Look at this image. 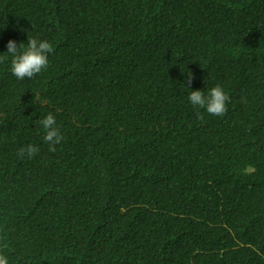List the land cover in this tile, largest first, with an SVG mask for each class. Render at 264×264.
Listing matches in <instances>:
<instances>
[{"label":"trees","instance_id":"obj_1","mask_svg":"<svg viewBox=\"0 0 264 264\" xmlns=\"http://www.w3.org/2000/svg\"><path fill=\"white\" fill-rule=\"evenodd\" d=\"M32 38L53 52L18 80ZM216 86L222 117L188 100ZM0 255L264 264V0H0Z\"/></svg>","mask_w":264,"mask_h":264},{"label":"clouds","instance_id":"obj_2","mask_svg":"<svg viewBox=\"0 0 264 264\" xmlns=\"http://www.w3.org/2000/svg\"><path fill=\"white\" fill-rule=\"evenodd\" d=\"M6 47V54L12 57L10 72L18 80L31 79L45 70L49 62L48 55L53 52V47L48 41L35 38L28 39L27 44L21 43L19 46L15 41L9 40ZM192 80L193 77L188 74L185 82L191 85ZM188 100L194 107L206 110L209 115L222 117L227 112L229 96L220 86H216L211 88L207 95L200 90L190 91ZM39 124L44 131V143L49 145V151L55 152V146L61 143L63 137L54 115L49 113L44 119L39 120ZM38 152L39 149L35 145L29 144L19 150L18 156L27 155L28 158H32ZM0 264H8L7 258L3 255H0Z\"/></svg>","mask_w":264,"mask_h":264}]
</instances>
